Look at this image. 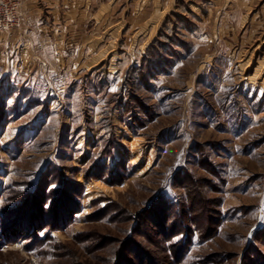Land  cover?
Masks as SVG:
<instances>
[{"label":"rangeland","instance_id":"rangeland-1","mask_svg":"<svg viewBox=\"0 0 264 264\" xmlns=\"http://www.w3.org/2000/svg\"><path fill=\"white\" fill-rule=\"evenodd\" d=\"M123 9L109 14L111 24ZM255 10L260 20L245 15L235 30L181 32L177 38L190 50L180 47L172 68L143 80L146 49L139 61L120 51L119 36H112V54L103 39L85 56L99 66L88 83L85 71L0 76V264H114L118 252L121 264H150L148 252L167 264H264V10ZM99 105V116L92 114ZM130 135L136 141L124 140ZM111 137L114 150L103 158ZM101 164L120 168L124 183L85 180ZM188 179L191 194L178 187ZM73 183L85 189L74 216ZM50 191L56 193L44 216L39 196ZM195 194L212 203L195 220L200 230L186 223L193 227L187 246L185 234L162 237L158 248L157 235L134 233L136 223H162L157 199L189 208ZM149 206L156 208L147 216ZM104 207L112 216L99 214ZM205 231L211 237L203 241Z\"/></svg>","mask_w":264,"mask_h":264},{"label":"crops","instance_id":"crops-1","mask_svg":"<svg viewBox=\"0 0 264 264\" xmlns=\"http://www.w3.org/2000/svg\"><path fill=\"white\" fill-rule=\"evenodd\" d=\"M18 3L20 16L17 29L0 33V76L85 71L87 83L89 79L93 80L91 72L98 71L99 66L91 67L85 56L103 39L110 55L116 51L112 36H119L120 51L126 54L133 51L140 61L142 51L152 44L150 42L156 34L162 32L161 24L169 22L174 15L197 23L195 35L209 29L231 31L241 28L245 15H250V22L255 23L260 20V12L256 13L255 9L260 7V11L264 10V0H18ZM122 6L123 12H118L119 22L111 24L113 17L109 14ZM178 26L182 33L188 32L187 28ZM106 59L108 61L109 58ZM132 62L126 66L130 67ZM261 84L264 93V79ZM255 100L260 102V99ZM87 101L95 103L94 99L88 98ZM99 111H102L100 105L91 113L99 116ZM117 113L120 110L115 111L114 117H119ZM261 113H258V118L262 117ZM114 119L115 125H120V121ZM85 131L86 135L94 137L93 140L101 136L97 130L87 128ZM126 138L136 141L131 135L125 136L124 140ZM151 154L150 150L149 157Z\"/></svg>","mask_w":264,"mask_h":264},{"label":"trees","instance_id":"trees-1","mask_svg":"<svg viewBox=\"0 0 264 264\" xmlns=\"http://www.w3.org/2000/svg\"><path fill=\"white\" fill-rule=\"evenodd\" d=\"M188 11L191 12L189 8H188ZM174 16L175 17L173 19H171L167 23H164L163 25V27L167 28L168 31L162 30L161 34L159 35V39L154 40L152 44L146 48L145 55L143 57L144 59H143L142 69L140 71L141 80H143L144 78H147L148 76L157 75V72L159 71L163 72V71H167L168 69L172 68V66L174 65V58L179 56L178 49L180 47H182L186 51L190 50V46L187 43L177 38L181 33L180 27L178 25H182L183 27L187 28L189 32H193V30L197 29L196 24L192 23V21L188 19L187 17L185 18V17L178 16V15H174ZM169 23L171 24L170 26L167 25ZM167 56H169L170 58ZM133 98H134L133 99L134 103H137L138 105L142 104L140 103V100L138 99V97L133 96ZM133 115L134 117L136 116L135 113ZM114 147H115V143L113 141V138L111 137L107 141L104 151L101 153L102 157L105 158V157L111 156L112 151L114 150L113 149ZM121 173H122V170L120 168L112 172L109 170V168L105 164L95 165L93 167L92 176L90 177V175L87 174L85 177V180L91 181V179H96L99 181L103 180L111 186H115L116 184L122 185L126 179L124 178L125 176H121ZM187 182L189 183L190 179H188L187 181L181 180V182L178 183L179 185L178 187L183 188L184 190L186 189L188 193L191 194L192 191L189 188L190 184H187ZM84 190H85L84 186L79 185L77 183L71 184L70 189H68V192H69L68 194L75 198V199H72V202H73L72 216L76 215L81 207L80 199L83 197ZM54 193H56V191H50L49 194L44 193L41 196H39L40 200L38 204L42 207L40 211H42V215L44 216H47V213L50 212L49 210L51 206L48 208H45V206L48 202V199H50L52 195H54ZM194 198H197L196 201L200 200L199 201L200 203L198 204V202H195ZM162 201L164 202V204L161 206L162 207L161 213L165 215L164 218L160 221L162 223H159L157 222V220H152V219H150V221L147 220L146 223H148V225H145L144 223L145 221H143L142 223L141 222L136 223L135 230L133 229L134 233L135 232L142 233L143 228H145L144 231L146 232L147 235L152 234V236L154 237L157 235L159 237V241H155V242L153 241V242L154 244L156 243L155 246L158 248L162 247L163 245L162 242H160V239L162 237H164V239H168L169 241H171L173 238L178 237L181 234H185L188 238L185 239L186 242L182 245L187 246L189 243H191L193 239V227L189 228L187 224L191 223L195 225L194 228H196V231L200 230L201 228L199 226V223L198 221H195V220L198 217L202 216L203 211L206 210L208 205H210L212 202H209L205 198H201L200 195L198 196L195 194V197H191V199H189V204H190L189 208H187V206H183V205L179 206V204H177V205H174L176 207H174L173 209V206L169 205L168 202L165 201L163 197H161L160 199H157L155 203L159 202V204L161 205ZM155 208L156 207L154 206H149L147 209V212H145L146 215L147 216L148 214L150 215L152 213L151 211H153ZM196 211L197 213H200V215L198 216L195 215ZM111 212L112 211L109 209V207H104L102 208V210L99 211V214L107 217V216H112ZM173 214H175V216H178V217L174 220L172 219V222L174 223L171 224V222H169L170 221L169 218L170 216L172 217ZM59 217L56 216L53 218V223L51 224L52 226L54 227L58 226L56 225V222L58 221V219H60ZM219 217H221L220 214H219ZM21 224H23V226L25 227H28L31 223L30 221L28 223L27 221H23ZM170 226H171V228H169L170 231H168L167 228ZM160 232H162V234H159ZM259 232H262V234H264V230H260ZM203 236H204L202 238L203 241L207 240L208 237L209 238L211 237L209 233L203 234ZM133 244L135 243L133 242ZM182 245L178 246L179 250L180 249L182 250V247H183ZM178 247L176 248V246L174 247V245H172L171 249L169 248V250L175 251L176 249H178ZM140 248L141 246L136 248L138 250V253L140 252L144 254L145 252L141 251ZM141 249L144 250L143 248ZM148 253H149L148 255L151 256L150 264H167L166 259H163L162 261H160L159 258L153 257L154 253L153 254H151L150 252ZM122 261H123V258L121 254L118 252L117 255H115V259L113 262L114 264H121ZM140 264H144V262L140 261Z\"/></svg>","mask_w":264,"mask_h":264},{"label":"built area","instance_id":"built-area-1","mask_svg":"<svg viewBox=\"0 0 264 264\" xmlns=\"http://www.w3.org/2000/svg\"><path fill=\"white\" fill-rule=\"evenodd\" d=\"M19 3L18 0H0V28L17 26Z\"/></svg>","mask_w":264,"mask_h":264},{"label":"snow or ice","instance_id":"snow-or-ice-1","mask_svg":"<svg viewBox=\"0 0 264 264\" xmlns=\"http://www.w3.org/2000/svg\"><path fill=\"white\" fill-rule=\"evenodd\" d=\"M112 91H116V89H112Z\"/></svg>","mask_w":264,"mask_h":264}]
</instances>
